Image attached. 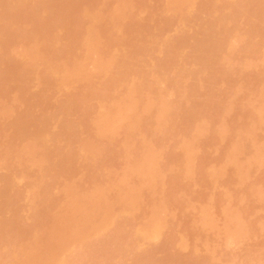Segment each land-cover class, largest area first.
<instances>
[{
	"label": "bare ground",
	"instance_id": "6f19581e",
	"mask_svg": "<svg viewBox=\"0 0 264 264\" xmlns=\"http://www.w3.org/2000/svg\"><path fill=\"white\" fill-rule=\"evenodd\" d=\"M111 1L0 0V264H73V257L92 253L102 264H116L118 257L130 264L132 254L134 264H210L213 252L207 263L191 251V259L180 258L173 246L182 233L164 237L156 248L143 249L140 241L166 236L173 205L184 210L193 204L188 181L198 173V161H207L203 144L212 139L215 146L228 143H220L225 149L216 159L225 162V172L228 160L243 163L249 155L227 172L228 184L246 182L247 193L242 189L236 201L264 197L263 177L262 186L259 178L253 186L246 181L250 166L264 167V133L258 137L264 131V0H158L159 7L151 0ZM217 166L198 174L215 183L225 177ZM205 195L204 202L211 197ZM229 198V209H221L226 241L264 228L245 217L252 202L243 208L242 201L239 210ZM205 203L198 212L208 219L199 222L205 228L211 221L214 228V211L207 204L205 212ZM129 220L131 228V221L140 223L138 233ZM261 252L249 255L263 264ZM88 258L76 262L87 264Z\"/></svg>",
	"mask_w": 264,
	"mask_h": 264
},
{
	"label": "rangeland",
	"instance_id": "374dc122",
	"mask_svg": "<svg viewBox=\"0 0 264 264\" xmlns=\"http://www.w3.org/2000/svg\"><path fill=\"white\" fill-rule=\"evenodd\" d=\"M152 1V4L153 5H157V7H159V6H161L160 4H157L158 3V0H155V2H154V0H151ZM111 3H113V0L111 1ZM115 3V2H114ZM109 5H111L110 3H109ZM113 5H115V4H113ZM137 6V8H138V4L136 5ZM114 8L113 6H110V8ZM134 7H135V5H134ZM136 8V7H135ZM134 8V9H135ZM136 11V10H135ZM145 12L147 13L148 11H144V12H142V15L144 16V17H147V15H148V13L146 14V15H144L145 14ZM76 27V26H75ZM77 29H79V28H77ZM76 30V29H75ZM74 30V32H76ZM175 30V29H174ZM173 29L170 31V33H175L176 31H174ZM78 33V32H77ZM30 37V36H29ZM33 38L34 37H31V40L32 41H34L33 40ZM28 40V39H27ZM29 40H30V38H29ZM27 42V41H26ZM30 42V41H29ZM28 42V44H30ZM35 42V41H34ZM32 44V43H31ZM261 58H264V57H261ZM261 61H263L262 59L260 60L259 59V62H257V63H261ZM263 63H264V61H263ZM89 65L90 66H88V67H93V66H91V63H89ZM262 64H258V66H261ZM264 65V64H263ZM262 65V66H263ZM261 66V67H262ZM260 68V67H259ZM259 68H257L259 71H260V69ZM262 69H263V67H262ZM253 70L255 71V69L253 68ZM264 70V69H263ZM251 71V73H253V71H252V69L250 70ZM236 72V71H235ZM237 73V72H236ZM237 74H239V73H237ZM255 74V73H254ZM257 75V74H256ZM250 77H248L249 79H251V75H249ZM192 81V80H191ZM36 87H37V89H38V85H36ZM36 87H34V89L36 88ZM224 96V95H223ZM225 97V96H224ZM224 97H222V98H224ZM224 100V99H223ZM225 100H226V98H225ZM224 100V101H225ZM215 111V110H214ZM216 112V111H215ZM1 121V120H0ZM261 130V129H260ZM259 130V132H260V135L258 136L257 134H258V132H256L257 134V136L258 137H261V134L262 133H264V131L262 132V131H260ZM262 130H264V129H262ZM258 131V130H257ZM210 134V133H209ZM231 134V133H230ZM121 135H123V133H120V136ZM212 135V134H211ZM211 135H210V138H211ZM262 135H264V134H262ZM120 136H118V137H120ZM230 136V135H229ZM256 136V137H257ZM257 137V138H258ZM264 137V136H263ZM263 137H261L263 140H264V138ZM207 138V137H206ZM179 140V139H178ZM207 141H208V138L206 139ZM226 140V139H225ZM225 140H223L225 143H226V141ZM259 140L261 141V139L259 138ZM262 140V141H263ZM0 141H3V140H0ZM169 141V140H168ZM171 141V140H170ZM174 142H175V140H173ZM210 141V143H208ZM208 142H207V145L206 144H203L204 145V147L206 146V151H205V149L204 150H202L201 151V153L202 152H207V154H209V157H207V156H205V157H207V161H206V158H205V162L204 161H202V159L200 158V157H198L197 158V160H199V158L201 159V162H200V160L198 161V169L200 170V171H202V170H205L206 168H208V171L210 170L209 169V165H211V167H212V164H213V166L215 165L216 166V164H221V166H217L216 168H220V167H224L226 164H225V162L223 161V157H222V161L224 162V164L222 163V162H220V163H216V162H218L219 160H220V158H219V160H216V159H218V157H220L221 155H222V153H221V155H220V152H222L223 150H221V151H219V149H221V147H222V143L221 142H223V141H219L218 143H219V146L217 145V146H215V144H213L212 142H214L213 141V139L212 140H209ZM217 141V140H216ZM215 141V142H216ZM261 141V142H262ZM228 142V141H227ZM1 143V142H0ZM3 143V142H2ZM1 143V144H2ZM212 143V145H211V147H209L208 146V144L210 145ZM217 143V142H216ZM221 143V144H220ZM172 144V143H171ZM170 144V145H171ZM174 144V143H173ZM176 144V143H175ZM224 144V143H223ZM166 146L168 145V144H165ZM178 145V144H177ZM213 145H214V147H213ZM221 145V146H220ZM228 145V143H226V146ZM169 146V145H168ZM175 146V145H174ZM225 146V147H226ZM203 147V148H204ZM218 147H220V148H218ZM224 147V146H223ZM222 147V148H223ZM168 148V147H167ZM169 148H170V146H169ZM173 147H171L170 149H172ZM61 149V148H60ZM60 149H59V151H60ZM169 149V150H170ZM223 149H225V148H223ZM8 149H6V151H7ZM10 150V149H9ZM8 150V151H9ZM201 150V149H200ZM215 151V152H214ZM5 152V151H4ZM3 152V153H4ZM10 152V151H9ZM61 152V151H60ZM200 152V151H199ZM198 152V153H199ZM202 153L203 155H206V153ZM209 152V153H208ZM5 154H7V153H5ZM200 154V153H199ZM245 154V153H244ZM247 154V153H246ZM249 154V153H248ZM220 155V156H219ZM251 155V154H250ZM216 156V157H215ZM218 156V157H217ZM224 156V155H223ZM241 156V154H239V156H238V158ZM242 156H243V154H242ZM243 157L245 158V159H243ZM242 158L240 157V159L242 160H246V157H249V155L248 156H243ZM203 158V157H202ZM249 159V158H248ZM235 160H237V161H235ZM235 160H232L233 161V163H232V161L231 162H229L230 160H228V163H230V164H228L227 163V165L228 166H226L225 167V169H226V172L224 171V168H223V171L225 172V174H223V175H225V177H221V179L219 180V181H217V182H215V183H206L204 180L205 179H202L201 178V176L199 175L200 173H199V170L197 169V171L196 172H198V173H196V174H193L195 177H196V175H197V177L195 178L194 177V179L192 178V180H189L188 181V179L187 180H185V183L188 181L190 184H191V186H190V188H189V191L188 192H191V193H188V192H186V194H187V200H188V198L192 201V203L193 204H191L190 203V205L191 206H186L185 208H184V210H182V209H180L179 207L177 208V206L176 205H173L175 208H173L172 209V212H173V214H170L171 215V217L169 216V215H166V219L167 220H170V219H168L167 218V216H169V218H171V220L169 221L170 222V224H171V222H172V229H175V231H171L172 229H170L169 228V226H170V224H169V226H168V228H164V229H166V230H164L165 231V234H166V236H164L162 233L161 234H155L154 236L152 235V236H149V238H144V240L143 239H141V241H140V243L142 244V246H141V244L138 246V248H145V247H143V246H146V247H155L156 248V246L160 243V241H161V244H162V242H164V241H162L163 240V238L165 237V239H166V237H170V236H174V234H176L177 233V235H181V234H179V233H182V235L184 236V238L185 239H183L184 241H186V243H187V240H188V245L187 244H185L184 243V241L181 239V238H179L178 236H176V237H178L179 239H180V242H179V239L177 238V240H178V243L177 244H174V246H173V250H175L176 248V250H175V252L176 251H178L179 253H181V255H180V258H182L181 256H182V254H183V258H184V256L186 257V259L188 258H190L191 259V257H188V256H190L191 255V253H190V251L192 252V255H194L195 257L198 255V258L199 257H203V260L204 261H201L200 259V261L201 262H206L207 263V261H205V259L204 258H206V257H208L209 255H210V253L211 252H213L212 253V255L211 256H209V258L211 257V260L213 259V256H215V259H213L214 261H215V263L216 264H224V261L228 264V262H227V259L229 260L231 257H233V260H234V262H232V260H231V262L232 263H230V264H235V261L237 262L236 264H260V262H258V261H256L255 259H253L252 257H256L257 256V254L258 253H260L261 251H263L264 250V241H262V240H264V237H262V236H264V228H259L258 229V227L256 228V229H258V230H256V234L255 233H253L252 232V230L249 228V230H251L250 232H252V235L250 234H248L247 235V237L245 236V237H243V239L242 238H240L241 240H239V241H237V240H235V241H233V243L232 242H230V240H227V241H229L228 242V244L226 243L227 241H226V239H228L227 237H229V236H227L226 234V232H225V230H226V228H228V227H226L225 228V230L223 229L224 228V226H225V223H227L228 221L224 218V216H223V211L225 212V210L226 209H229L228 208V206L226 205V204H228L227 202H230V201H228L230 198V196H231V199H232V202L234 203L235 201H236V199H237V201H238V199L240 198V196H239V194H241V191H242V189L244 190V187H247V186H245L246 185V182L245 183H232V184H228V182H229V179H231V176L229 175L231 172L233 173V166L235 167V165H234V161H235V164L236 163H239L238 161V159L237 158H235ZM249 160H251V156H250V159ZM227 161V160H226ZM244 161H243V163H244ZM242 162V161H241ZM240 162V163H241ZM246 162V161H245ZM196 163H197V161H196ZM232 163V164H231ZM239 163V164H240ZM243 163H241V164H243ZM120 163H117V165L115 166V168L117 169V170H119V173L121 174V172H120V169H121V165H119ZM194 164H195V162H194ZM222 164H223V166H222ZM181 165V164H180ZM179 165V166H180ZM232 165V166H231ZM237 165V164H236ZM253 166H257V164L255 165V164H252ZM264 165V164H263ZM253 166H252V168H253ZM258 166L260 167V169L258 168H253V169H255V170H253V169H251L250 167H249V171L248 172H250V170H252L251 171V173H250V177H249V175H248V178L249 179H247L246 181L248 182V181H250V183L251 182H253L254 181V179L255 180H257L256 178H262L263 177V187H262V192L264 191V167H261V165H259L258 164ZM257 166V167H258ZM118 167V168H117ZM176 168H175V170L178 168V166H175ZM181 167H183L182 165L179 167V168H181ZM213 168V167H212ZM211 168V169H212ZM215 168V167H214ZM221 168V169H222ZM229 168V169H228ZM195 169H196V164H195ZM236 169H237V167H236ZM236 169H234L235 171H236ZM262 169V170H261ZM1 170V169H0ZM2 170L5 172H7L8 170L6 169L5 170V168L3 169L2 168ZM122 170V169H121ZM168 170V169H167ZM166 170V172L168 173L169 171H167ZM179 169H177V171H178ZM182 170H184V167H183V169ZM116 171V170H115ZM170 171H171V169H170ZM234 171V173H236ZM262 171V172H261ZM171 172H173V170L171 171ZM171 172H169L170 173V175L169 176H171V175H173ZM174 172H176V171H174ZM203 172V171H202ZM204 172H206V171H204ZM229 174H228V173ZM166 173V174H167ZM178 173V172H177ZM179 173H181V169L179 170ZM185 173V172H184ZM231 173V174H232ZM249 174V173H248ZM234 175H236V174H234ZM168 176V177H169ZM230 176V178L228 179V181H226V179L228 178ZM224 178V179H223ZM233 178V177H232ZM258 179L257 181H259V180H261V179ZM200 179L202 180V181H200ZM251 179V180H250ZM20 181H23L24 183H25V185H26V180L24 179H21ZM196 181H200L199 183H201V184H199L198 182H196ZM207 181V180H206ZM226 181V182H225ZM231 181V180H230ZM195 182V183H194ZM221 182H222V184H221ZM21 183V182H20ZM197 183V184H196ZM230 183V182H229ZM249 183V182H248ZM250 183H249V186H250ZM253 183H255V182H253ZM253 183H251V185L253 184ZM189 184V185H190ZM194 184V185H193ZM203 184V185H202ZM211 184H212V186H211ZM217 184V185H216ZM255 184H258V183H255ZM21 185V184H20ZM22 185H24V184H22ZM24 185V186H25ZM188 185V186H189ZM192 185H193V187H192ZM204 185H206V186H204ZM210 185V186H209ZM225 185V186H224ZM235 185H236V187H235ZM239 187H238V186ZM242 187H241V186ZM254 185V184H253ZM252 185V186H253ZM259 185L260 186H262V181H261V184H260V181H259ZM259 185H257V186H259ZM229 186H230V188H229ZM234 186V187H233ZM257 186H256V188H257ZM259 186V187H260ZM159 187V186H158ZM168 187V193H169V191H170V187L169 186H167ZM166 186H165V189H162V190H166V188H167ZM228 189H227V188ZM233 187V188H232ZM157 188V187H156ZM163 188V187H162ZM216 188V189H215ZM159 189H160V187H159ZM159 189H158V191H159ZM210 189V190H209ZM250 190V187L249 188H247V190ZM161 190V189H160ZM172 190V189H171ZM190 190H192V191H190ZM223 190V191H222ZM259 191H258V193L259 192H261L260 191V189H258ZM207 191V192H206ZM215 191V192H214ZM218 191V192H217ZM220 191V192H219ZM226 191H230V193L232 194V195H229V197L228 196H226V195H224V194H226L225 192ZM244 191H246V190H244ZM160 192H162V191H160ZM210 192V193H209ZM157 193V192H156ZM164 193V192H163ZM159 194L160 196L162 195H164V194ZM165 193H166V191H165ZM206 193H208V194H210L211 195V197H210V199L209 198H207L208 196L207 195H205ZM212 193V194H211ZM217 193H219V194H217ZM229 193V192H228ZM229 193V194H230ZM233 193H235V194H233ZM242 193H244V192H242ZM246 193H247V191H246ZM158 194V193H157ZM182 194H183V192H182ZM191 194V195H190ZM237 194V195H236ZM249 194H251V193H249ZM260 194H262V193H260ZM264 194V193H263ZM262 194V195H263ZM151 195H154V194H151ZM156 195V194H155ZM166 195V194H165ZM167 195H169V194H167ZM189 195V196H188ZM203 195H205V196H207V197H205V199L207 198V200H205V202H207V203H205L203 200L204 199H202L203 198ZM213 195V196H212ZM220 195H222V196H220ZM228 195V194H227ZM234 195H235V198H234ZM248 195V194H247ZM247 195H245V196H247ZM147 195H145V197H146ZM157 196V195H156ZM156 196H155V198L154 199H157L156 198ZM160 196L158 197V200H159V198H160ZM184 197L186 196V195H183ZM237 196L239 197V198H237ZM244 196V197H245ZM251 196H252V194H251ZM250 195H249V198L251 197ZM145 197H144V199H145ZM149 197V196H148ZM151 197V196H150ZM149 197V198H150ZM154 197V196H153ZM224 197L227 199H225V200H223L224 199ZM243 197V196H242ZM260 196H258V198H259ZM213 198V199H212ZM234 198V199H233ZM246 198H248V197H246ZM253 198H255V197H253L252 196V200H253ZM258 198H256L255 200H254V203H253V201L252 200H248V199H246L247 201H248V203H246V201L244 202L243 200V203H245V205L243 206V208L246 206H248L249 204H250V202H252V204H254L253 206H255L254 208H253V210H251V212L250 213H248V215L246 214V216L245 217H247L248 216V219L250 220V222L252 221L253 222V220L252 219H254V222H255V220H256V223L257 224H259V225H255V226H260V223H262V225H264V199H262V198H264V197H260L261 199H258ZM148 199V198H147ZM197 199V200H196ZM200 199V200H199ZM214 199L217 201V203L214 201ZM244 199V198H243ZM258 199V200H257ZM158 200H157V202H158ZM211 200V201H210ZM235 200V201H234ZM239 200H241V199H239ZM260 200V201H259ZM148 201V200H147ZM190 201V202H191ZM198 201V202H197ZM236 201V202H237ZM242 201H240L239 203L237 202V205H234L233 203V205L234 206H238L240 203H242ZM144 203L143 204H145V202L146 201H143ZM151 202V201H150ZM149 202V203H150ZM153 202V201H152ZM189 201H187V203H188ZM220 202V203H219ZM224 202V203H223ZM148 203V204H149ZM153 203H156V200L153 202ZM202 203H203V205H204V203L206 204L205 206H206V209H207V211H205V212H208V211H210L209 209H208V207H207V204H209L210 206L209 207H211V211L213 212V213H215V215L212 213L211 215H213V216H215V218H216V220H215V223H217L216 225V227H214V228H209V226L211 225V224H213V223H211V221H209L210 222V224H208L209 226H207V224L205 225L206 227L205 228H203L202 227V225H201V222H199L201 219L203 220L204 219V215H202L201 216V214L198 212V211H200L198 208L200 207V205H202ZM213 203V204H212ZM231 203V202H230ZM229 203V204H230ZM147 204V203H146ZM189 204V203H188ZM199 206H198V205ZM247 204V205H246ZM153 205H155V204H153ZM170 205H172V204H170ZM186 205V204H185ZM202 205V206H203ZM214 205V206H213ZM221 205H224V206H221ZM231 205V204H230ZM230 205H229V207H230ZM148 206V205H147ZM147 206H146V208H147ZM150 206V207H149ZM149 206H148V209L149 208H151L152 206L149 204ZM193 206V207H192ZM197 206V207H196ZM202 206H201V211L200 212H202ZM217 206V207H216ZM227 208H226V207ZM232 206V205H231ZM252 206V205H251ZM143 207H145V206H143ZM171 207V206H170ZM214 207V208H213ZM220 207V208H219ZM223 207L224 208H226V209H223ZM241 207V206H240ZM245 207V208H246ZM257 207V208H256ZM153 208V207H152ZM172 208V207H171ZM212 208L214 209V210H212ZM217 208V209H216ZM198 209V210H197ZM221 209H223V211L221 210ZM234 209V207L232 206V210ZM237 209H239V206H238V208ZM242 209V208H241ZM256 209V210H255ZM168 210H169V207H168ZM217 210V211H216ZM235 210V209H234ZM240 210V209H239ZM27 211H30L28 208H27ZM26 211V213H28ZM146 211V210H145ZM147 211H150V210H147ZM177 211H178V213H177ZM130 211H128V213H129ZM144 212V211H143ZM170 213H172L171 211H169ZM187 212V213H186ZM191 213V214H190ZM209 213V212H208ZM218 213V214H217ZM135 214H137V213H135ZM138 214H143L142 213V211L140 210V212L138 213ZM137 214V215H138ZM145 214V213H144ZM146 214H148L149 215V213H146ZM166 214H167V212H166ZM180 214V215H179ZM200 214V215H199ZM203 214V213H202ZM205 214V213H204ZM222 214V215H221ZM250 214V215H249ZM130 215V214H129ZM148 215H146V216H148ZM173 215V216H172ZM177 215H179L178 217H177ZM210 214H207V216H209ZM211 215L209 216V217H211ZM224 215H226V214H224ZM131 216V215H130ZM134 216H136V215H134ZM141 215H139V217H140ZM142 216H145V215H142ZM142 216H141V218H142ZM145 216V217H146ZM193 216V217H192ZM194 216H195V218H194ZM202 218H201V217ZM206 216V217H207ZM243 216V217H244ZM138 217V216H137ZM139 217L138 218H136L138 221H139ZM185 217V218H184ZM191 217V218H190ZM205 217V218H206ZM245 217H244V219H245ZM250 217V218H249ZM129 218V217H128ZM133 218V217H132ZM132 218H131V220H132ZM135 218V217H134ZM212 219L211 220H213V218L214 217H211ZM218 218V219H217ZM260 218V219H259ZM130 219V218H129ZM135 219V220H136ZM147 218H145V219H143V220H146ZM184 219V220H183ZM192 219V220H191ZM200 219V220H199ZM207 219H208V217H207ZM207 219L205 220V221H207ZM247 219V218H246ZM245 219V220H246ZM247 219V220H248ZM177 220V221H176ZM186 220V221H185ZM189 220V221H188ZM195 220V221H194ZM203 220V221H204ZM210 220V219H209ZM248 220V221H249ZM138 221H136V222H138ZM217 221V222H216ZM226 221V222H225ZM259 221V222H258ZM133 222H135L134 221V219H133ZM142 222V221H141ZM167 222V221H166ZM168 222V223H169ZM179 224H177V223ZM180 222H182V223H180ZM184 222V223H183ZM197 222V223H196ZM208 222V223H209ZM213 222H214V220H213ZM219 222V223H218ZM224 222V223H223ZM250 223V224H253V223ZM139 223V222H138ZM137 223V224H138ZM168 223H167V225H168ZM204 223V222H203ZM202 223V224H203ZM207 223V222H206ZM248 223V222H247ZM246 223V224H247ZM131 224H132V226L133 225H135L136 227L135 228H131L130 226V220H129V227L131 228V230L133 229V230H135L134 232H137L138 233V230L140 229V223L137 225L136 223H132V221H131ZM142 224V223H141ZM176 224L178 225V226H176ZM195 224V225H194ZM200 224V225H199ZM166 225V226H167ZM249 225V224H248ZM247 225V226H248ZM254 225H252V226H254ZM180 226V227H179ZM192 226V227H191ZM203 226H204V224H203ZM228 226H230V225H228ZM128 227V228H129ZM141 227H142V225H141ZM190 227V228H189ZM212 227V226H211ZM250 227V226H249ZM263 227V226H262ZM185 228V229H184ZM194 228V229H193ZM199 228H200V230H199ZM209 228V229H208ZM229 228H231V227H229ZM197 229V231H195ZM222 229V230H221ZM233 229V228H232ZM232 229H230V230H232ZM253 229H254V227H253ZM128 230H130V229H128ZM130 230V231H131ZM132 230V231H133ZM170 230L171 231V234H173V232H174V234L173 235H168L169 234V232L168 231ZM182 230V231H181ZM193 230V231H192ZM230 230H228V232L230 231ZM188 231V233H186V232ZM189 231H191V232H189ZM201 231V232H200ZM259 231V232H258ZM262 231V232H261ZM105 232V231H104ZM103 232V233H104ZM163 232V231H162ZM167 232V233H166ZM198 232V233H197ZM216 232V233H215ZM225 232V233H224ZM232 232V231H231ZM249 232V231H248ZM258 232V233H257ZM100 233H102V231L100 232ZM106 233V232H105ZM164 233V232H163ZM190 233H192V234H190ZM259 233H262L261 235H259ZM186 234V235H185ZM189 234V235H188ZM205 236H204V235ZM225 234V235H224ZM229 234H230V232H229ZM158 235H162L160 238H158L157 236ZM223 235H224V237H223ZM97 236V235H96ZM99 236H102V235H99ZM107 236V237H106ZM110 236V235H109ZM108 235H105V237H106V240H107V238H109L110 239V237H109ZM187 236V237H186ZM201 236H202V238H201ZM225 236H227V237H225ZM259 236H261V237H259ZM168 237V238H169ZM176 237H175V239H176ZM210 237V238H209ZM251 237H253V238H251ZM98 238V237H97ZM162 238V239H161ZM171 238V237H170ZM91 239V238H90ZM93 239H94V237H93ZM96 239V238H95ZM109 239L106 241L105 239V241L106 242H108L109 241ZM161 239V240H160ZM198 239H200V240H198ZM203 239V240H202ZM246 239V240H245ZM249 239V240H248ZM253 239H254V241H253ZM262 239V240H261ZM111 240V239H110ZM191 240H193L192 242H191ZM211 240V241H210ZM221 240V241H220ZM223 240V241H222ZM252 240V241H251ZM259 240L261 241V243L259 242ZM142 241H144V243H142ZM183 241V243H184V245L182 246V245H180L181 244V242ZM226 241V242H225ZM249 241V242H248ZM93 242H95V241H93ZM93 242H92V244H93ZM159 242V243H158ZM220 242V243H219ZM244 242V243H243ZM263 242V243H262ZM98 243H99V241H98ZM97 243V244H98ZM190 243H191V245H190ZM199 243V244H198ZM217 243V244H216ZM232 243V244H231ZM247 243V244H246ZM250 243H252V244H250ZM253 243L255 244L254 246H253ZM95 244V243H94ZM109 244V243H108ZM161 244H159V245H161ZM249 244V245H248ZM106 245V244H105ZM138 245V244H137ZM136 245V246H137ZM232 245V246H231ZM258 245V246H257ZM107 246V245H106ZM109 246V245H108ZM141 246V247H140ZM230 246V247H229ZM250 246V247H249ZM262 246V247H261ZM172 247V246H171ZM180 247H181V249H180ZM189 248V249H186V248ZM228 247V248H227ZM242 247H244V249L242 248ZM256 247V248H255ZM261 247V248H260ZM103 248H105V247H103ZM208 248V249H207ZM224 248V249H223ZM250 248V249H249ZM252 248H253V251H252ZM260 248V249H259ZM130 249V248H129ZM136 249V248H135ZM147 249H150V248H147ZM158 249H159V247H158ZM198 249H200L199 251H198ZM203 249V250H202ZM249 251H248V250ZM259 250V252H258V250ZM262 249V250H261ZM86 250V249H85ZM131 250H133V248H132V246H131ZM131 250H129V251H131ZM179 250H181V251H179ZM220 250V251H219ZM246 250V251H245ZM135 251V250H134ZM133 251V252H134ZM185 251H187L186 253H185ZM210 251V252H209ZM227 251V252H226ZM233 251V252H232ZM86 252V251H85ZM132 252V251H131ZM156 252H160L159 254H157L156 253V256L158 255L159 256V258H163L164 259V256H166V255H162V254H166V253H164V251H162V250H158V251H156ZM161 252H162V254H161ZM171 252H172V249H171ZM197 252V253H196ZM239 254H238V253ZM249 252L251 253L250 255H252V257L249 255ZM254 252V253H253ZM84 253V252H83ZM88 253V252H87ZM86 253V254H87ZM92 253V252H91ZM179 253H178V255H179ZM188 253H190V254H188ZM203 254V256H202V254ZM226 254V257H224L225 256V254ZM247 253H248V255H247ZM82 254V253H81ZM81 254H80V256H81ZM85 253H84V255H86ZM89 254V253H88ZM131 254V253H130ZM231 254V255H230ZM236 254V255H235ZM255 254V255H254ZM83 255V254H82ZM97 255H100L99 254V252H98V254ZM97 255L95 256V257H97ZM124 255V254H123ZM127 257H128V255L127 254H125ZM133 255V254H132ZM132 255H131V257H128V260H127V262L128 263H130V264H134L135 263V260L134 259H132L133 257H132ZM162 255V256H161ZM240 255H245V256H240ZM260 255H262V252H261V254H259L258 256H259V258L261 259V256ZM74 256H76V254L74 255ZM77 256H78V254H77ZM93 253L92 254H90V256H89V258H88V256L86 255V258H88L87 260H88V262H87V264H102V261H99L98 259H99V256L97 257V258H93ZM130 256V255H129ZM240 258H239V257ZM248 256H250V258L248 257ZM263 256H264V252H263ZM70 257V256H69ZM85 257V256H84ZM84 257H81L82 259L84 258ZM92 257V258H91ZM229 257V258H228ZM247 257H248V259H247ZM68 258V257H67ZM66 258V260H68ZM79 256L76 258H74L73 257V259H75L74 261H75V263L77 264V262L76 261H78L79 259H80V261H82V259H81ZM85 258V259H86ZM117 258V257H116ZM123 258H124V256H123ZM179 258V259H180ZM194 258V257H193ZM209 258H207V259H209ZM237 258V259H236ZM239 258V259H238ZM258 258V259H259ZM264 258V257H263ZM263 258L261 259V260H263ZM85 259H83V260H85ZM118 259H119V257H118ZM117 259V263H118V260ZM127 259V258H126ZM185 259V258H184ZM184 259L182 260V261H184ZM225 259V260H224ZM232 259V258H231ZM253 259V260H252ZM257 259V258H256ZM96 260V261H95ZM130 260V261H129ZM196 260H197V258H196ZM198 260V261H199ZM212 260V262L209 260L208 261V263L210 262V264H212V263H214V261ZM248 260H250V261H248ZM69 261V260H68ZM70 261L71 262H73V260L70 258ZM122 261H123V259H122ZM174 261H175V259H174ZM177 262L179 261L178 259L176 260ZM222 261V262H221ZM230 261V260H229ZM247 261V262H246ZM258 262V263H256V262ZM264 261V260H263ZM83 262V261H82ZM86 262V261H85ZM120 262L121 261H119V264H120ZM125 262H126V260H125ZM240 262V263H239ZM246 262V263H245ZM248 262H250V263H248ZM70 263V262H69ZM68 263V264H69ZM75 263H73V264H75ZM84 263V262H83ZM116 263V264H117ZM214 263V264H215ZM225 263V264H226ZM71 264V263H70ZM82 264V263H81ZM86 264V263H85ZM103 264H105V262L103 263ZM123 264V263H122ZM124 264H126V263H124ZM205 264V263H204ZM262 264V263H261ZM263 264H264V262H263Z\"/></svg>",
	"mask_w": 264,
	"mask_h": 264
}]
</instances>
